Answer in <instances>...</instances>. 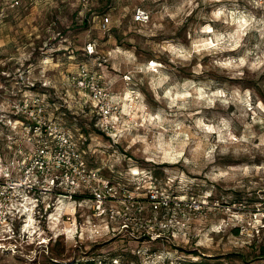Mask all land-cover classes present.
<instances>
[{
  "label": "rangeland",
  "instance_id": "rangeland-1",
  "mask_svg": "<svg viewBox=\"0 0 264 264\" xmlns=\"http://www.w3.org/2000/svg\"><path fill=\"white\" fill-rule=\"evenodd\" d=\"M19 2L0 0V119H13L15 104L41 96L91 166L106 175L124 172L116 182L129 183L135 196L156 183L171 198L219 200L231 209L197 216L186 236L152 239L136 231L135 221L125 229L122 219L96 216L89 200L61 202L40 221L31 212L27 232L29 215L13 217L10 226L0 220V264H264V26L256 23L264 8L250 0H103L86 8L80 0ZM138 7L150 13L148 23L133 21ZM241 13L255 21L246 25ZM104 15L108 32L100 28ZM230 61L237 63L223 66ZM82 65L122 105L112 140L71 83ZM157 73L169 78L162 87H154ZM134 94L139 100L130 109ZM17 132L0 122L5 161L19 145L33 148Z\"/></svg>",
  "mask_w": 264,
  "mask_h": 264
},
{
  "label": "built area",
  "instance_id": "built-area-1",
  "mask_svg": "<svg viewBox=\"0 0 264 264\" xmlns=\"http://www.w3.org/2000/svg\"><path fill=\"white\" fill-rule=\"evenodd\" d=\"M101 1L80 0L85 8ZM11 3L13 7L20 2L11 0ZM133 19L137 24H146L150 20V13L138 7L134 10ZM100 28L104 32L110 30L108 16H103ZM93 49L92 44H89L87 53L92 55ZM124 79L128 84L132 81L129 75H125ZM71 83L79 95L87 98L85 103L90 102L92 105V112L97 118L96 128L112 140L123 122L122 105L86 66L80 67ZM138 100L135 94L130 98V109L133 108L132 103ZM12 110L14 118L1 116L0 122L10 127L15 134L17 130L25 133L26 141L33 148L24 151L19 145L6 161L0 157V220L9 226L12 225L13 217L25 218V215H29L28 212L17 211L21 205L31 208L35 219L40 221L47 209L61 202L80 199L92 202L96 216L107 217L112 221L122 219L125 229L128 228V221H135L137 232L157 239L166 233L186 236L197 216L206 219L212 210L231 209L221 205L219 200L210 205L205 200L194 198H171L156 183L144 189V196H135L129 183L115 182L111 176L90 165L87 153L79 146L76 135L57 117H50L43 97H27L15 104ZM130 175L136 178L140 174L132 171ZM146 179L152 180L149 174Z\"/></svg>",
  "mask_w": 264,
  "mask_h": 264
},
{
  "label": "clouds",
  "instance_id": "clouds-1",
  "mask_svg": "<svg viewBox=\"0 0 264 264\" xmlns=\"http://www.w3.org/2000/svg\"><path fill=\"white\" fill-rule=\"evenodd\" d=\"M251 3H253V5L257 8H264V0H250ZM216 18H219L221 15H223L222 12L218 11L216 13L213 14ZM232 15H236L235 13H233ZM240 16V20L241 22H244L246 25H250L252 24L254 21H255V17H252V16H245L244 14H239ZM256 23H259L261 24L262 26H264V19L260 20V21H256ZM262 32H264V27H262L260 29ZM203 32H212V29L210 27H205L204 29H202ZM209 45H211V41H208L206 42L204 45L202 46H195L194 45V48L193 50L196 51V52H199L201 51V47H208ZM214 47V45H212ZM168 51L170 52H173V53H176V54H180L182 55V57L184 59H190V53L186 54L184 53L183 49H177L176 47L172 46V45H168ZM129 56L131 57V54H129ZM246 61L244 60H240L238 62V65H243ZM237 62H234V61H230L228 62L227 64L223 65V66H232L233 64H236ZM258 65H253V67H257ZM157 67H159L158 65H150V70L155 72ZM157 77H158V83H156L154 85V87H162L164 83H166L168 81V77L167 76H164L160 73H157ZM201 93L203 92V89H200L199 90ZM165 95L167 96H171V90H169L168 92L165 93ZM216 95H223V93H217ZM202 98V97H201ZM152 119H159V117H153ZM226 127V125H225ZM207 131L211 132L213 131L212 128H208ZM137 139H141L140 137H137ZM135 142V141H134ZM208 155H211V152L208 153ZM221 175H224V173H221ZM27 199V198H25ZM34 206V205H33ZM17 211H23V212H28L29 213V217H28V222L27 224L25 225V228L23 229V231L27 232L29 231V228L32 227V224H33V221H32V217H31V208H25L23 207V205L17 207ZM214 231H219L218 228H214L213 229ZM33 231H36V229H33ZM31 236V234H30ZM2 247V246H0Z\"/></svg>",
  "mask_w": 264,
  "mask_h": 264
},
{
  "label": "trees",
  "instance_id": "trees-1",
  "mask_svg": "<svg viewBox=\"0 0 264 264\" xmlns=\"http://www.w3.org/2000/svg\"><path fill=\"white\" fill-rule=\"evenodd\" d=\"M102 2V1H101ZM99 3V2H98ZM106 14V13H105ZM88 161H89V163L91 162V160H90V158H88ZM91 165V164H90ZM128 171H126V173H127ZM122 173V175H117V173L115 174V172L112 174V175H110V174H108L109 176H111V178H112V180L113 181H119V180H117V177L118 178H122V179H124L123 177H124V172H121ZM234 203H236V202H234ZM237 203H241V202H237ZM263 255H264V252H261V254H260V256H261V259H263L262 257H263ZM90 264H97V262L96 263H91L90 262Z\"/></svg>",
  "mask_w": 264,
  "mask_h": 264
},
{
  "label": "flooded vegetation",
  "instance_id": "flooded-vegetation-1",
  "mask_svg": "<svg viewBox=\"0 0 264 264\" xmlns=\"http://www.w3.org/2000/svg\"><path fill=\"white\" fill-rule=\"evenodd\" d=\"M0 241H2V240H0ZM4 242V241H3ZM0 244H2V243H0ZM4 244V243H3Z\"/></svg>",
  "mask_w": 264,
  "mask_h": 264
}]
</instances>
